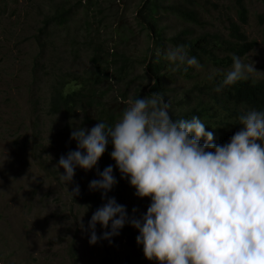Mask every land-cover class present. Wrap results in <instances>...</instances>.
<instances>
[{
    "label": "rangeland",
    "instance_id": "374dc122",
    "mask_svg": "<svg viewBox=\"0 0 264 264\" xmlns=\"http://www.w3.org/2000/svg\"><path fill=\"white\" fill-rule=\"evenodd\" d=\"M79 1L0 0V264H104L105 258H110L113 264H128L129 257L138 259L137 253L128 247L125 226L118 235L89 244L88 221L105 200L100 191L89 190L88 184L98 178V170L109 165L107 151L112 149L107 150L106 146L93 169L85 171L77 167L72 183L66 187L59 179L63 169L54 165L61 155L76 148V142L70 139L73 124L83 122L84 127L91 128L99 121L98 109L85 107L73 115L56 113L53 93L68 76H87L95 69L92 62L95 48L100 47L107 57L118 49L136 60V63L126 61L125 72L117 76L119 65L112 63L111 77L102 87L106 90L105 107L120 118L129 99L146 95L155 86L154 78L147 76L145 58L156 39L147 24L141 26L136 20L145 0H82L81 5ZM171 1L178 2L176 7L184 2ZM237 1L188 0L183 8L188 12L196 10L199 24L186 23L174 12H165L159 17L164 37L186 32L194 38L210 35L229 41L230 25H239ZM242 3L248 23L238 27L257 44L242 60L253 62L258 70L248 74V78L261 81L264 0H242ZM63 11H67L68 17L64 26L53 23L45 27L49 19ZM121 25L134 31L126 33L129 38L126 43L124 35H118ZM163 44L165 52L173 48L166 41ZM212 49L217 58L227 55L221 45ZM199 64V68L187 66L191 78H186L179 72L186 66L175 67L170 62L166 81L169 90L163 98L170 108L171 102L188 99L189 94L199 98L204 106L213 94L211 88L214 90L230 68L215 67L206 58ZM213 69L216 74L209 80ZM113 175L117 183L107 196L125 205L130 216L133 208L137 209V216L145 212L149 198L134 195L135 189L128 181L121 184L114 165ZM77 184L79 194L72 198L69 192ZM107 230L96 225L98 237Z\"/></svg>",
    "mask_w": 264,
    "mask_h": 264
},
{
    "label": "clouds",
    "instance_id": "9594fccd",
    "mask_svg": "<svg viewBox=\"0 0 264 264\" xmlns=\"http://www.w3.org/2000/svg\"><path fill=\"white\" fill-rule=\"evenodd\" d=\"M165 56L175 67H200L183 45ZM216 71H210L209 80ZM256 71L253 62L233 55L214 90ZM169 108L163 94L154 91L129 99L114 124H73L70 139L76 148L54 165L63 169L59 179L66 187L77 167L93 169L111 143L109 155L121 178H127L134 195L150 200L145 212L137 216L133 208L130 216L125 205L107 196L117 183L113 165L98 170L88 188L100 191L105 203L88 221L89 244L110 239L129 224L138 230L135 240L144 257L157 264H264V110L240 114L239 130L217 144L198 116L173 119ZM69 194L78 195L79 185ZM97 224L108 229L99 237Z\"/></svg>",
    "mask_w": 264,
    "mask_h": 264
},
{
    "label": "trees",
    "instance_id": "16d2710c",
    "mask_svg": "<svg viewBox=\"0 0 264 264\" xmlns=\"http://www.w3.org/2000/svg\"><path fill=\"white\" fill-rule=\"evenodd\" d=\"M186 2L188 0H184L183 3L178 4L179 7H176L175 4L178 2L174 3L171 0H145L143 7L138 11L137 23L141 26L144 23L147 24L152 30L151 36L156 39L154 47L151 48V53L145 58L147 76L150 75L155 81V86L147 94L155 91L162 93L163 98L168 95L169 89L166 88V81L169 76L168 67L170 61L166 58L163 50L164 41L170 47L183 45L187 54L195 56L199 63L206 58L208 62L213 63L218 68L231 67L233 55L242 59L253 51L257 45L254 41H250L245 34L241 33V28L238 27L240 24L245 25L248 23V13L242 0L237 1L239 25L234 23L230 25L231 38L229 41H223L210 35L194 38L186 32H180L168 39L165 38L164 28L161 26L162 21L159 19L160 15L165 12H174L179 20L186 23L199 24L196 10L188 12L187 9L183 8ZM79 4H82V0L79 1ZM67 21V11H63L54 16L53 19H49L45 27L53 23L64 26ZM117 31L120 32L118 35H124L125 43L129 39L126 33L134 32L131 28L123 25L119 26ZM216 44L226 49L227 55L225 57L217 58L214 56L212 48ZM112 52L107 57L100 47L95 48L92 57L95 69L92 72H88L87 76L70 75L59 82L53 93V109L56 113L67 112L69 115H73L81 108L90 107L89 109H98V120L104 121L106 124H114L119 119L116 114L105 107L104 97L106 90H103L102 87L105 85V81L111 77L110 69L112 68V63L119 65L116 70L117 76V73L125 72L123 65L126 64V61L136 63V60L131 56L132 61L128 57V53H119L118 49ZM179 72L183 77L191 78L187 66L186 70L182 68ZM71 86L73 88L69 91ZM211 91L213 94H211L210 100L204 106L199 102V98L196 99L193 94H189L188 99H183L181 102H171L172 105L169 111L171 115H177V117L172 115L173 119L191 118L193 115L198 116L206 125V130L214 133V142L217 144L226 143L239 130L238 116L240 114L253 108L264 110V80L254 81L251 78H247L231 86L224 87L219 92L214 91L212 88ZM143 96L145 95H139V97ZM177 110L182 113L178 115L179 113L175 112ZM188 111L189 113H187ZM111 149L112 145L109 143L107 150ZM109 153L110 151H107L106 161L109 165L115 166V162L111 159ZM119 177L121 184L128 181L127 178L122 179L121 175ZM125 229L128 247L138 255V259H134L132 256L129 257L127 260L128 264H157L155 260L146 259L143 255L142 245L136 243L135 237L138 235V230L129 224H125ZM104 264H113V261L110 258H105Z\"/></svg>",
    "mask_w": 264,
    "mask_h": 264
}]
</instances>
